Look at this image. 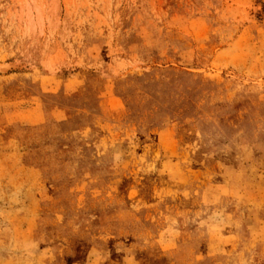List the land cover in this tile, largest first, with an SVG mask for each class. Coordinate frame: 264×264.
<instances>
[{"label":"rangeland","instance_id":"obj_1","mask_svg":"<svg viewBox=\"0 0 264 264\" xmlns=\"http://www.w3.org/2000/svg\"><path fill=\"white\" fill-rule=\"evenodd\" d=\"M0 264H264V0H0Z\"/></svg>","mask_w":264,"mask_h":264}]
</instances>
